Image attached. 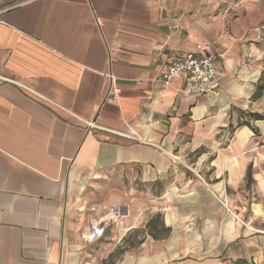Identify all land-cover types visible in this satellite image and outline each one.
I'll use <instances>...</instances> for the list:
<instances>
[{
	"label": "crops",
	"instance_id": "obj_1",
	"mask_svg": "<svg viewBox=\"0 0 264 264\" xmlns=\"http://www.w3.org/2000/svg\"><path fill=\"white\" fill-rule=\"evenodd\" d=\"M263 87L264 0H0V264H264Z\"/></svg>",
	"mask_w": 264,
	"mask_h": 264
},
{
	"label": "built area",
	"instance_id": "obj_2",
	"mask_svg": "<svg viewBox=\"0 0 264 264\" xmlns=\"http://www.w3.org/2000/svg\"><path fill=\"white\" fill-rule=\"evenodd\" d=\"M212 47L213 45L209 42H201L196 45L197 53H187L169 62L158 77L162 93L167 90L166 88L174 77L184 75L186 76L184 86L186 91L192 93L206 91L205 83L216 80L218 76L214 57L210 54ZM202 51L206 54H201ZM116 92L115 88L111 90L113 96Z\"/></svg>",
	"mask_w": 264,
	"mask_h": 264
},
{
	"label": "trees",
	"instance_id": "obj_3",
	"mask_svg": "<svg viewBox=\"0 0 264 264\" xmlns=\"http://www.w3.org/2000/svg\"><path fill=\"white\" fill-rule=\"evenodd\" d=\"M264 88V87H263ZM248 116L252 119L255 120H264V117L257 114V113H252L249 112ZM238 125H247L250 126L252 128V130L254 132H257V129L250 123L249 121H242L240 122ZM251 174L249 173V170L246 174V179L247 181L250 182V178ZM146 228H147V232L153 237V238H157L159 236L164 235L167 236L170 233V229L168 227H164L162 220H161V216L160 213H157L156 215H154L152 218H150L147 222H146ZM140 232H138L137 230L133 231L132 233H130L122 242V245L118 246L117 250L110 253V257L114 256V255H122L126 249H128L129 247L134 246L135 244L141 243L142 239H138L136 240L134 243L131 242L132 240V235H134V237H137L139 235ZM234 264H252L249 261L243 259V258H238V260H236L234 262Z\"/></svg>",
	"mask_w": 264,
	"mask_h": 264
},
{
	"label": "rangeland",
	"instance_id": "obj_4",
	"mask_svg": "<svg viewBox=\"0 0 264 264\" xmlns=\"http://www.w3.org/2000/svg\"><path fill=\"white\" fill-rule=\"evenodd\" d=\"M194 168H195V167H194ZM136 171H137V169H135V170L124 169V171L122 172V174H121V176H120V178L122 179V183L125 184V185H129L130 182L132 181V176H136ZM139 178H140V177H139ZM134 180L137 181V178H136V179L134 178ZM139 236L141 237L140 233H139ZM131 237H132L131 242H133V243H134L136 240L139 239L138 236H137V237H134V235H132ZM117 248H118V246H116V247L114 248L113 252L116 251ZM129 248H131V247H129ZM120 256H121V255H117V254H116V255H114V256L108 258V259H105V260H104V261H105L104 264H111V263L114 264V263H115V260L118 259Z\"/></svg>",
	"mask_w": 264,
	"mask_h": 264
},
{
	"label": "bare ground",
	"instance_id": "obj_5",
	"mask_svg": "<svg viewBox=\"0 0 264 264\" xmlns=\"http://www.w3.org/2000/svg\"><path fill=\"white\" fill-rule=\"evenodd\" d=\"M260 207V206H259ZM257 213V212H256ZM259 213V212H258Z\"/></svg>",
	"mask_w": 264,
	"mask_h": 264
}]
</instances>
